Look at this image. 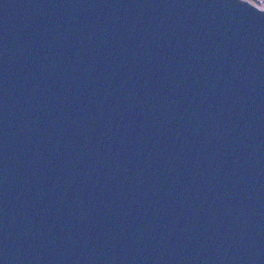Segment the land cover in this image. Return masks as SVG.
<instances>
[{
    "label": "water",
    "instance_id": "1",
    "mask_svg": "<svg viewBox=\"0 0 264 264\" xmlns=\"http://www.w3.org/2000/svg\"><path fill=\"white\" fill-rule=\"evenodd\" d=\"M0 0V264H264V0Z\"/></svg>",
    "mask_w": 264,
    "mask_h": 264
},
{
    "label": "rangeland",
    "instance_id": "2",
    "mask_svg": "<svg viewBox=\"0 0 264 264\" xmlns=\"http://www.w3.org/2000/svg\"><path fill=\"white\" fill-rule=\"evenodd\" d=\"M255 2H257L258 4H260L259 0L255 1Z\"/></svg>",
    "mask_w": 264,
    "mask_h": 264
},
{
    "label": "trees",
    "instance_id": "3",
    "mask_svg": "<svg viewBox=\"0 0 264 264\" xmlns=\"http://www.w3.org/2000/svg\"><path fill=\"white\" fill-rule=\"evenodd\" d=\"M253 1H257V0H253Z\"/></svg>",
    "mask_w": 264,
    "mask_h": 264
}]
</instances>
